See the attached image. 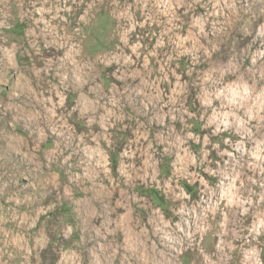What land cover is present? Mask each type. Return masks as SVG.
<instances>
[{
  "label": "clouds",
  "instance_id": "obj_1",
  "mask_svg": "<svg viewBox=\"0 0 264 264\" xmlns=\"http://www.w3.org/2000/svg\"><path fill=\"white\" fill-rule=\"evenodd\" d=\"M0 137V264H176L197 234L241 238L229 220L264 202V0H0ZM191 169L224 225L158 226L142 204Z\"/></svg>",
  "mask_w": 264,
  "mask_h": 264
},
{
  "label": "rangeland",
  "instance_id": "obj_2",
  "mask_svg": "<svg viewBox=\"0 0 264 264\" xmlns=\"http://www.w3.org/2000/svg\"><path fill=\"white\" fill-rule=\"evenodd\" d=\"M131 3V0H128ZM155 27V26H154ZM159 31V28H156ZM123 38V36H121ZM134 39V37H133ZM229 40L231 37L228 38ZM42 46V45H41ZM250 47L251 52L254 54L257 49L260 48L259 42L257 43H250V41L242 42L241 46L237 49L241 54L244 53L245 47ZM225 51H228L227 43L224 45ZM220 54L217 53L216 56L218 57ZM103 58V57H102ZM187 60H183L181 63H186ZM250 61L245 60V64H248ZM29 66H31L29 64ZM37 69L43 66V61H39L37 63ZM199 70V69H197ZM7 102V101H6ZM10 120V117H8ZM50 143V141H49ZM248 148H252L251 143H247L246 145ZM14 157L11 153V150L8 148L6 144V137H0V164L7 165L14 161ZM212 159L219 161V157L216 154L212 153ZM248 161V158L245 157V162ZM215 167V165H212ZM191 175L188 176L186 179L181 178L179 179L174 187L175 191L171 192L168 189V185L165 184V198L162 200H157L153 197L156 205L152 207L150 204L145 202L142 204V208H147V217L152 220L153 222L157 223L159 226L160 224H167V223H178L181 222L182 218L187 220V225H184L188 230H195L197 224L202 223L203 220H207V222L214 226H223L225 223V218L227 217V213H216L213 215L212 213H207L205 216V209L208 207V204L205 203L207 201V193L205 189L207 188L208 184L217 185L218 178L208 176L203 171L199 172L197 176V169H191ZM247 171V169H245ZM182 172V166L177 161L172 162V168L169 171V176L173 174H179ZM251 175V173H248ZM259 179V175L256 177ZM53 182H55V177H53ZM253 189L259 193L262 191L259 184L253 185ZM184 194H189L191 196V201H186L180 199ZM217 194L222 195L223 190L222 188H217ZM203 197V199H201ZM258 200V197H254V203ZM188 204L189 208L196 206L195 212L179 213V209L184 205ZM174 209L176 211H174ZM70 215V214H69ZM123 213H121V220H123ZM261 220H264V202L257 204L255 207L250 208L247 214L242 215L241 213H236L235 217H232L227 227L231 229V232L234 233L237 227H241L243 229V236L239 239H232L231 233L228 237L222 238L219 235H213V232H209L208 234L203 236L201 242L200 234H197L195 237V241L193 242L192 246L181 251H177L176 255V264H217L218 257L220 255L217 252L216 244L220 243L222 239H225L231 245H233L236 251L231 253L232 258L227 262V264H254L251 259L246 258V254L250 251L249 244L255 245L256 241L253 239V235H249L251 229L260 223ZM97 226H102L104 224V219H100L94 222ZM220 229L214 228L213 231L218 232ZM243 237H247L248 243H244ZM264 241V233L258 238ZM242 246V247H241ZM227 251V249H225ZM260 260L262 264H264V251L260 253ZM68 264H71V259L68 258ZM118 264V262H117Z\"/></svg>",
  "mask_w": 264,
  "mask_h": 264
}]
</instances>
